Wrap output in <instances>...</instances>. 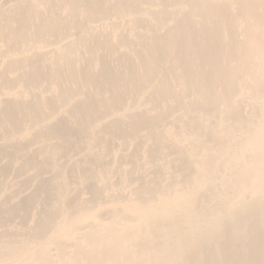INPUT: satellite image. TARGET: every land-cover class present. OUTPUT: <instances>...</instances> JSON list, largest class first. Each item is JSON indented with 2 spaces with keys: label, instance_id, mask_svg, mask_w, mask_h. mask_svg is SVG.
I'll return each instance as SVG.
<instances>
[{
  "label": "rangeland",
  "instance_id": "1",
  "mask_svg": "<svg viewBox=\"0 0 264 264\" xmlns=\"http://www.w3.org/2000/svg\"><path fill=\"white\" fill-rule=\"evenodd\" d=\"M193 2L0 0V264L69 255L64 264H87L85 253L105 264L89 232L106 246L113 234L135 233L134 245L148 231L126 224L138 220L124 206L130 193L157 205L160 195L188 190L200 148L223 146L229 134L236 142L257 123L264 107L252 93L218 104L228 81L212 62L214 35L206 31L203 53L184 57L189 30L208 20ZM233 78L235 90L241 77ZM87 113L103 125L93 136ZM221 205L204 197L199 208L212 216ZM87 211L96 217L60 232L63 216ZM157 235L151 248L168 250ZM118 246L108 262L122 261Z\"/></svg>",
  "mask_w": 264,
  "mask_h": 264
},
{
  "label": "bare ground",
  "instance_id": "2",
  "mask_svg": "<svg viewBox=\"0 0 264 264\" xmlns=\"http://www.w3.org/2000/svg\"><path fill=\"white\" fill-rule=\"evenodd\" d=\"M193 1L192 6L205 13L209 22L201 19L199 31L189 30L184 57L203 53L208 33L214 35L220 57L212 62L224 66L219 65L228 81V92L219 99V106L231 107L234 97L252 93L257 99L261 98L264 107V97L260 95V88L264 86V0ZM187 8L186 3L182 4V11H188ZM235 74L241 78L234 90L231 83ZM209 84L218 86L215 75L210 77ZM85 117V128L93 136L103 125L99 126L101 121L90 120L92 113ZM218 119L224 120L222 112ZM253 124L248 127V135L236 138V142H232L235 137L229 134L224 136L223 146L200 148L193 161L195 175L188 190L160 195L157 205L139 203L137 196L130 193L124 206L129 213L138 214V220H127L126 224L137 229L146 227L148 231L134 245L129 240L135 239V233L128 238L113 234L106 246L98 238L97 230L89 232L105 264H264V113ZM179 134L187 138L185 133L179 131ZM204 197L222 204L212 216L208 209L199 208ZM171 211L173 215L166 218L169 224H162L165 217L162 215ZM85 217H96V213L87 211L75 218L63 216L60 232L74 230L75 223ZM156 234L157 238L170 243L168 250L161 246L151 248ZM115 246L122 261L108 262L107 257ZM31 248L43 250V245L35 242ZM165 251L168 253L163 254ZM31 254L32 250H28L27 255ZM86 257L87 264H94V257L85 253ZM63 259L70 261L72 256L57 257L56 264H64ZM42 262L47 264L44 258ZM72 264L82 263L73 260Z\"/></svg>",
  "mask_w": 264,
  "mask_h": 264
}]
</instances>
